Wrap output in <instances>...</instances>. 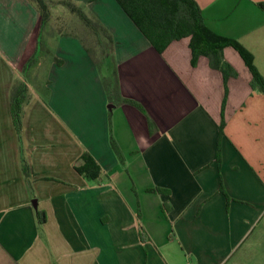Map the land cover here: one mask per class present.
I'll list each match as a JSON object with an SVG mask.
<instances>
[{
    "label": "crops",
    "instance_id": "obj_1",
    "mask_svg": "<svg viewBox=\"0 0 264 264\" xmlns=\"http://www.w3.org/2000/svg\"><path fill=\"white\" fill-rule=\"evenodd\" d=\"M74 1L111 32L122 94L144 111L110 107L81 40L52 33L44 72L36 64L25 78L20 140L9 95L36 51L39 13L29 0H0V264H246L258 249L264 264V235H252L264 229V94L239 53L223 49L237 76L222 109L223 75L207 56L193 65L190 37L159 52L116 0ZM196 1L264 77V0ZM85 152L97 163L88 177L77 169Z\"/></svg>",
    "mask_w": 264,
    "mask_h": 264
},
{
    "label": "trees",
    "instance_id": "obj_2",
    "mask_svg": "<svg viewBox=\"0 0 264 264\" xmlns=\"http://www.w3.org/2000/svg\"><path fill=\"white\" fill-rule=\"evenodd\" d=\"M39 13V20L35 27L36 51L23 67L22 77H17L10 89V111L13 125L19 139L22 138L23 120L26 106L32 96L25 78L30 70L38 63L42 55H49L47 46L50 25L52 22L51 6L58 4L76 15L84 28L81 33L70 32L83 43L87 53L101 74L102 84L107 94L110 107L122 103H129L141 111L143 106L137 101L126 98L121 91L119 70L115 58V40L107 27L96 17L85 11L83 5L74 0H29ZM131 20L138 26L145 37L157 51L163 52L171 42L190 37L192 63L195 65L200 56H207L212 68L221 71L224 82V105L228 95V80L237 76V71L223 57L225 47H233L241 56L252 74V86L264 94V77L255 65L253 54L238 40L220 35L211 30L204 22L202 10L196 0H116ZM83 31V33H82ZM65 32V34H70ZM57 60V59H56ZM25 76V77H24ZM223 105V106H224ZM152 129L153 123L149 121ZM220 137L216 154L217 163L221 164V138L224 136V120L219 126ZM111 145L120 156V151L114 138ZM83 167L77 169L88 177L90 167H95V160L85 152L82 156ZM21 168L29 189L32 192V177L35 173L28 161L21 159ZM99 170V169H98ZM93 178L94 175L89 176ZM154 191L169 193L167 189L155 188ZM39 224L46 222V214L37 210Z\"/></svg>",
    "mask_w": 264,
    "mask_h": 264
},
{
    "label": "rangeland",
    "instance_id": "obj_3",
    "mask_svg": "<svg viewBox=\"0 0 264 264\" xmlns=\"http://www.w3.org/2000/svg\"><path fill=\"white\" fill-rule=\"evenodd\" d=\"M54 1H56V0H54ZM51 9H52L53 17H52L51 25L49 27V29L51 31V32H49V34L54 33L57 36L60 33L68 32V31L74 32V33H81V30L84 27L76 15L72 14L65 7L58 5V4L52 5ZM82 33H83V31H82ZM46 57H48V56L47 55L41 56V63H46V62H43V60H42V59H45ZM41 63L40 64L37 63L38 64L37 67L41 71V72L38 71L39 74H42V72H44V65ZM31 73H30V75H31ZM27 78L29 79V76H27ZM27 81L31 85V89H33V90L35 89L38 91L37 81H35V80H33V81L27 80ZM224 93L225 92L223 91L222 109H223V105H224V97H225ZM222 122H223V119L221 118L220 122L218 124V130H219V126L221 125ZM219 137H220V130H219L218 141H219ZM217 148H218V145H217ZM216 153H217V149H216ZM209 165H207L206 167H208ZM252 235H264L263 225L257 226ZM260 253H261V251L259 249L255 252H253L254 256L251 257L250 262H248L246 264H260V262H259ZM261 261H262V259H261ZM239 264H244V263L240 262Z\"/></svg>",
    "mask_w": 264,
    "mask_h": 264
}]
</instances>
